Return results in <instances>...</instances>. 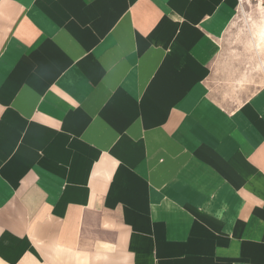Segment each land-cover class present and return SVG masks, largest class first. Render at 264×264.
Wrapping results in <instances>:
<instances>
[{"label": "crops", "instance_id": "1", "mask_svg": "<svg viewBox=\"0 0 264 264\" xmlns=\"http://www.w3.org/2000/svg\"><path fill=\"white\" fill-rule=\"evenodd\" d=\"M261 6L0 0V264H264Z\"/></svg>", "mask_w": 264, "mask_h": 264}, {"label": "rangeland", "instance_id": "2", "mask_svg": "<svg viewBox=\"0 0 264 264\" xmlns=\"http://www.w3.org/2000/svg\"><path fill=\"white\" fill-rule=\"evenodd\" d=\"M264 4V0H241L239 12L236 16V20L247 18L246 14H249V17H255V13L258 11L261 5ZM248 23L249 22H234L232 26H230L228 30V34L237 38L236 40H240L241 37H245L249 34L248 31ZM234 46H238L239 44L234 43ZM250 59L252 56H248Z\"/></svg>", "mask_w": 264, "mask_h": 264}, {"label": "built area", "instance_id": "3", "mask_svg": "<svg viewBox=\"0 0 264 264\" xmlns=\"http://www.w3.org/2000/svg\"><path fill=\"white\" fill-rule=\"evenodd\" d=\"M238 3H240V4H241V0H238Z\"/></svg>", "mask_w": 264, "mask_h": 264}]
</instances>
